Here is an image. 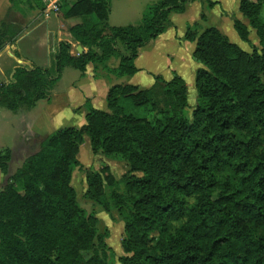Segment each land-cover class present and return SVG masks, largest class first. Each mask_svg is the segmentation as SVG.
<instances>
[{"label":"trees","instance_id":"1","mask_svg":"<svg viewBox=\"0 0 264 264\" xmlns=\"http://www.w3.org/2000/svg\"><path fill=\"white\" fill-rule=\"evenodd\" d=\"M193 1L156 0L137 23L118 26L108 23L110 0L64 2L63 17L79 18L68 31L82 50L71 54L70 43L59 41L49 67H15L11 80L0 82V107L31 109L65 67L83 75L91 63L117 77L134 74L139 48L166 30L171 12ZM200 1L205 8L217 3ZM263 5L238 4L260 51L242 50L213 26H186L184 39L195 42L192 56L202 64L190 115L184 80L156 75L148 88L112 85L106 110L86 101L83 125L48 134L0 189V264H111L108 230L98 231V218L79 205L71 185L85 137L92 154L126 167L119 178L108 179L107 166L86 172L87 197L124 223L120 264H264ZM232 20L248 41L247 26ZM4 27L0 50L14 36ZM111 58L116 66L108 65ZM11 156L0 149L6 176Z\"/></svg>","mask_w":264,"mask_h":264},{"label":"crops","instance_id":"2","mask_svg":"<svg viewBox=\"0 0 264 264\" xmlns=\"http://www.w3.org/2000/svg\"><path fill=\"white\" fill-rule=\"evenodd\" d=\"M153 1L156 0H110L108 23L114 26L135 24L139 21L145 6ZM211 1L217 2L211 8H205L202 1L196 0L189 3L182 13L171 12L170 24L166 30L139 48L134 59L137 71L130 76L117 77L107 73L100 66L94 69L91 63L86 65L83 75L76 69L65 67L47 98L38 100L29 110L15 112L13 117L3 115L4 121H0L5 123L2 130L8 132L9 127L15 126L13 128L15 142L12 146L2 148H9L12 154L16 150L23 152L32 139L44 138L59 128L80 127L85 123L86 111L82 106L86 101L95 109L106 110V95L112 85L131 84L139 88H148L156 75H161L165 80L171 79L173 74L180 76L186 85L188 106H194L196 98L194 74L202 64L192 56L195 42L184 39L187 25L196 23L198 31L213 26L226 35L230 42L249 52L240 44L236 31H233L232 18H236L248 28V41L245 43L258 45V38L256 40L250 38L254 29L238 10L239 0ZM202 12L205 15L204 19L200 18ZM12 13L17 19L6 20L8 14ZM61 15L62 12L54 14L46 11L39 0H0V29L2 24L13 25L16 29L14 36L6 41L0 50V59H10L7 67L0 64V74L7 75V78L0 79V82H9L13 69L17 66L49 67L59 41L70 43L71 54L82 50L68 31V27L78 23L79 18H62ZM117 62L111 58L108 65L113 67ZM40 119L45 120L47 126H52L53 129L42 132L46 129L43 128ZM2 176L0 172V179Z\"/></svg>","mask_w":264,"mask_h":264},{"label":"rangeland","instance_id":"3","mask_svg":"<svg viewBox=\"0 0 264 264\" xmlns=\"http://www.w3.org/2000/svg\"><path fill=\"white\" fill-rule=\"evenodd\" d=\"M40 2H41V0H40ZM64 2L65 1H63L62 4ZM19 8H20V6H19ZM261 12L264 15V5H263V9ZM61 17L63 18L62 15H61ZM15 19H17V18L15 17L14 13L8 14V16L6 18V20H8V21H12ZM3 29L9 32L8 38H10L11 35L16 32L15 26H13V25L6 26ZM233 31L235 32V30H233ZM235 34L237 36L236 32H235ZM250 38L253 40H256L257 37H256V34L254 31L250 35ZM238 40H239L240 44H242L243 46H245V48L248 49L249 52H251L253 49L260 51L259 43H258V45L256 44L253 46L250 43L247 45V43H245L247 41H243L239 37H238ZM118 46H119V49L121 50V48H122L121 45H118ZM9 60H10L9 58L8 59L2 58V59H0V64H2L4 67H7V63H10ZM116 60L118 61V59H116ZM6 78H7L6 74L3 76L0 74V79H6ZM194 93H195V97H196V90L194 91ZM190 99H191V97H190ZM124 104H125L126 109H129L130 106L128 105V103H126V101L124 102ZM192 108H193V106L187 107V114L188 115L191 114ZM14 114H15V112H12V111L7 110L3 107H0V121L1 120L4 121L3 115H9V116L13 117ZM155 114H156V112H154L153 110H150V112H147V115L149 118H151ZM39 121H41L43 123V128L46 129V130H42V132H46V131L49 132V131H51V129H53L52 126H47V123L45 120L40 119ZM41 122H40V125H41ZM4 124L5 123L0 122V148L6 147V146H12V144H14V142H15V131L13 129L15 126L9 127L8 132H5L4 129L2 130V125H4ZM45 137L44 138L41 137V138H38L36 140L32 139L30 141V145L27 147V149L25 148V150L23 152H19L17 150L14 151V153L11 156V160L9 162V173H8V175L6 176V175L2 174L3 176L0 179V189L6 183L9 174L13 173L16 170V168L21 165V162L27 156H29L30 154H32L38 150L40 144L45 139ZM77 157H78V160L80 162V165L77 166L76 168H74V170L72 172V176H71V185L76 192L77 201H78L79 205L82 208H84V210L87 213H94L95 216L98 218V223H97L98 231L103 232L106 229L108 230L109 234H108V237L106 238V243L113 250V254H112L109 262L111 264H120L118 262V257L123 254L121 246H120V241H121V238L123 236L124 223L119 218V216L117 215V213L115 211L107 213L105 210H103L101 208V206H99L97 203H95L94 201L90 200L87 197V195H86V189H87L86 172L89 168L99 169V168H102L103 166H107L108 171H109V173L106 174L107 178L108 179H110V177L119 178L125 172L126 167L124 166V164L122 162L115 160L113 158L105 157L102 154H96V155L92 154V152L90 151V148H89L88 139L86 137H85L84 142L81 144L80 151L77 154ZM178 223H179L178 221H176V220L174 221V225H177Z\"/></svg>","mask_w":264,"mask_h":264},{"label":"built area","instance_id":"4","mask_svg":"<svg viewBox=\"0 0 264 264\" xmlns=\"http://www.w3.org/2000/svg\"><path fill=\"white\" fill-rule=\"evenodd\" d=\"M44 3V8L46 11H49L54 14L61 12V4L63 1L70 2L73 0H41Z\"/></svg>","mask_w":264,"mask_h":264},{"label":"water","instance_id":"5","mask_svg":"<svg viewBox=\"0 0 264 264\" xmlns=\"http://www.w3.org/2000/svg\"><path fill=\"white\" fill-rule=\"evenodd\" d=\"M81 51V50H80Z\"/></svg>","mask_w":264,"mask_h":264}]
</instances>
